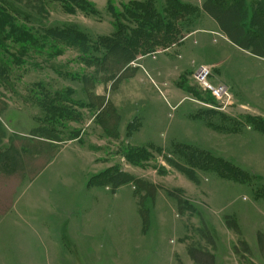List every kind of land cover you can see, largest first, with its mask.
<instances>
[{"label":"rangeland","instance_id":"obj_1","mask_svg":"<svg viewBox=\"0 0 264 264\" xmlns=\"http://www.w3.org/2000/svg\"><path fill=\"white\" fill-rule=\"evenodd\" d=\"M5 1L33 16L36 27L78 29L89 39V49L84 54L64 45L53 58L44 51L27 59L24 66L12 67L7 84L0 82V121L8 133H32L41 126L39 120L49 115L35 98L43 106L56 93L73 91L71 101L78 105L73 110L80 116L76 122L61 119L62 127L56 129L64 141L77 135L80 143L68 146L34 182L24 181L14 208L0 219V264H195L189 250L199 256L212 255L214 264H264V130L245 118L264 120V62L252 60L220 34L195 33L211 31L214 25L201 12L189 18L184 14L176 23L180 41L173 49L144 58V69L136 76L128 73L109 87L110 104L104 105L102 99L93 104L89 92L94 89L95 95H106L107 69H120L125 62L119 52L104 59L102 41L114 33L107 0H86L96 10L93 16L68 14L53 2H44L38 15L24 5ZM111 1L125 35L134 28L127 14L133 10L132 2L146 0ZM153 1L162 12L165 0ZM180 1L198 6L204 0ZM223 1L238 4L244 11L249 2L252 7L264 2ZM253 29L264 33V19H258ZM219 61H224L221 69L209 65L211 84L217 86L223 80L235 86L237 94L245 92L262 118L235 107L236 102L220 110L196 82V72L180 80L182 90L172 79L168 88L161 86L170 69L180 66L192 73L202 64ZM168 89L181 94L178 98L186 94L178 107ZM237 94L239 104L243 100ZM100 108L99 119L92 123ZM137 121L141 126L135 130ZM87 147L95 153L96 165L90 163ZM134 147H147L143 149L148 157L135 164L127 161V156L140 149ZM185 147L210 152L246 177L239 182L203 172L184 157L189 153ZM16 154L13 158L23 171L24 161L33 166L38 163ZM107 172L122 173L130 177L129 182L113 191L114 186L101 178ZM19 178L18 173H11L1 179L0 207L9 200L12 183ZM169 190L184 203L192 201L193 215L181 208ZM201 260L210 264L208 257L201 256Z\"/></svg>","mask_w":264,"mask_h":264},{"label":"trees","instance_id":"obj_2","mask_svg":"<svg viewBox=\"0 0 264 264\" xmlns=\"http://www.w3.org/2000/svg\"><path fill=\"white\" fill-rule=\"evenodd\" d=\"M11 1L14 4L24 5L26 9L38 15L42 14L41 7L44 2L59 3L64 11L71 15L76 12L84 13L86 16L96 15V10L93 8L92 4L86 0ZM132 3L131 6H133V10L131 12L128 11L127 14H129L134 28L128 29L127 33L123 35L122 30L118 26L117 11L113 8L112 1L107 0V10L113 19L112 24L115 31L112 36L104 38L102 41V45L106 50L104 59L108 60L109 57H112V54L119 52L123 55L122 60H125L124 64H129L139 57L152 55L158 51H166L180 41L177 36H180L181 30L176 26L178 18L184 14H186L185 18H189L193 13L201 12L198 7L183 3L180 0H165V6L162 12L157 10L153 0H146L144 2L134 1ZM202 11L217 21L221 30L232 43L242 50L250 51L251 54L264 58V33L253 37L244 29L242 26L240 5H229L223 0H207L202 6ZM64 45L71 48H79L85 54L89 49V39L74 27L62 30L36 27L33 25V16L23 14L17 11L12 4L5 0H0V82L2 84H4V82L7 84L6 82H8V76L10 74L9 71H11L12 67L18 68L24 66L27 59H32L34 55H41L44 51H49L48 58L57 57L61 54L60 46ZM37 88H39V86H37ZM31 94L35 95L34 92H31ZM62 94L64 96H61ZM62 94H54L50 101L47 100L48 104L45 105L44 103L43 106L41 104L42 101L35 98V102H38V105L47 112L49 117H45L44 120H39L42 122H40L42 125L32 132L33 136L60 139L61 135L56 129L57 127H62V120L76 122L77 118H80L73 110L75 108L74 106H78L71 101L73 91L69 90ZM48 95L50 96V94ZM48 95H46V98H48ZM209 97L215 102L210 95ZM68 105L72 107V110H68ZM246 120L252 124H260L261 128L264 130V122L262 120L257 118H247ZM207 125L215 130L223 131V129L217 128L213 124ZM235 130L237 131L239 128L237 127ZM77 140H79V136L77 135H71L67 138L68 142ZM30 149L33 151H42L40 147H33ZM185 149L189 150V153L187 154L188 156L184 154V157L195 162L198 168L203 172H215V174L219 175L221 178L239 182H242L240 178L246 177L244 172L222 159L215 158L209 152L198 151L196 149L191 150L190 147H185ZM16 153L14 149L0 150V183L2 178L5 179V174L10 175L11 173H18L20 175L18 180L14 179L12 183L13 188L19 185L24 172L21 165H18L16 163L17 160L13 158V154ZM147 153V150L140 148L133 151L130 156H127V161L135 164L137 160L146 159L148 157ZM176 153L179 154L181 152L178 151ZM196 153H198V156ZM145 155H147V157ZM181 155L183 156V153H181ZM167 161L170 162L169 160ZM170 163L172 164V162ZM40 166L41 163H38L37 168ZM119 177H125L127 179L119 181ZM95 178L96 177L92 178L90 182L92 185H94L93 181H95ZM101 178L103 182L107 180L109 184L113 185V191H115L120 186L127 184L130 177L122 173L110 175L109 172H107L102 174ZM194 182H196V180H194ZM170 194L174 195L173 193ZM175 197L178 198L182 209L192 211L191 208L187 206V203L183 202V199L179 196ZM11 199L10 195L9 200H5L0 207V216L4 215L9 210Z\"/></svg>","mask_w":264,"mask_h":264},{"label":"crops","instance_id":"obj_3","mask_svg":"<svg viewBox=\"0 0 264 264\" xmlns=\"http://www.w3.org/2000/svg\"><path fill=\"white\" fill-rule=\"evenodd\" d=\"M206 1L207 0L201 1V3H199L198 6L196 5V7H198L201 10V13H202V15L204 17H206V16L209 17L208 18L209 21L211 23H213L214 26L211 27V29H210L211 31H208V30L207 31L206 30H197L195 33L199 32V31H202V33L211 32L212 34H220L222 37L225 38L226 43H228L229 45H232L235 48L243 51V53H245L246 55H248L249 58H251L252 60L258 61V62H264V58L255 56V55L251 54L250 51L242 50L237 45H235L234 43L231 42V40L227 37V35L221 30V28H220L219 24L217 23V21L214 20L212 17H210L208 14H206V13H204L202 11V6H203V4ZM241 1H245V3H247V1H249V0H241ZM250 1H252V0H250ZM263 4H264V2H263ZM263 4L262 5L261 4L260 5L259 4H256L254 7H252V4L249 2V5L250 6H249L248 9H246L244 11L241 8V12H242V26L253 37H256L257 35L261 34V33H258L257 31H255L253 29V27L256 26L258 19H264V5ZM245 19H247V21H245ZM252 19H254V22H251ZM112 26H113V24H112ZM251 26H253V27H251ZM195 33H193V34H195ZM107 37H110V36H107ZM184 41H183V43H184ZM181 44H179V45H181ZM174 48H176V47H174ZM171 49H173V48H170V49H168L166 51H163L162 53H166L167 51H169ZM150 56L152 58H155L156 55L155 56L148 55V56H144V57H139L138 59H136L135 61H133V62H131L129 64H123L121 66V68L120 69H117V70H115V69L114 70L107 69V83H106L107 86H105V87H107L106 90H105L106 91V95H100V94L95 95L93 93L94 89L91 90L92 93H91V91L89 92V95L92 97L91 103L94 104V101L95 100L102 99L103 102H104V105L110 104V101L108 100V97H109V87L110 88L111 87H115L116 86V83L119 80H121L128 73L130 75L135 74L134 76H136V74H137V72L139 70L144 69L143 66L141 65L142 60H144V58L150 57ZM110 58L111 57H109L108 59H110ZM223 64H224V61H219V62L214 63V64H211V63L202 64L199 67H201V66H209V65L210 66L211 65L212 66L213 65H217L218 68L221 69L222 66H223ZM196 70L194 72H192V73H189V71L187 70V68H182L181 69L180 66L178 67V69H175V70L174 69H170V71L167 73V76L165 77V79L162 78V76L159 75L162 78V80H163L162 83H161V86L164 87V88L165 87L168 88V80H171L172 79L174 82H176L175 83L176 87L178 89H180V87H179L180 80L183 79L184 77L193 75L196 72ZM152 84L154 85L155 89H157L159 92H162L160 90L159 85H157V83H155V81H152ZM218 84H223V85L228 86L230 88V90H231V92H232V94L234 96V99H235L234 100V103L236 102L235 107L238 106L241 110L250 112L251 114H253L252 115L253 117H260V118H262L261 116L258 115V112L255 109V107L253 108V105L251 104L250 98H249V96H246V93L245 92L243 93L240 90V91H238L239 94H237L235 92V90H234V87L235 86L233 87V86L225 83V81H223V80H221V82L218 83ZM218 84H216V85H218ZM169 87H170V85H169ZM180 90H182V89H180ZM166 92L168 93V96L173 97L176 100H178V102L176 104V107H178L179 104L183 101L182 98L184 96H186V94H184L182 98H178V97H180L179 95H181V94H176L177 92H174L173 90H170V89H168V91H166ZM235 94H237V96H239L243 100V101L239 102V104H238L237 99L235 98ZM93 104H92V107H93ZM102 110L103 109L100 108V110L97 113V115L94 116V120H93L92 123L97 122L96 120L99 119V117H100L99 114L102 112ZM248 115L249 114H247V116ZM245 118L247 119V117H245ZM262 121L264 122L263 119H262ZM137 122H138V124H137V127H136L135 130H138V128L141 126L140 122L139 121H137ZM206 126H208V125L206 124ZM5 129L6 128L4 127V125L0 121V150H6V149L11 150V149H14L18 154H20V156L22 158H25V157L28 156L33 161H38V163H41V166L39 168H37V164L38 163L36 164V166H33V165H28V163L24 161V172H23V176H22V178H21V180L19 182V185L17 187L13 188V190L11 192V198L12 199H11V204L9 205V210L4 215L0 216V219L3 218V217H5L7 214H9L10 211L14 208V205L16 203L15 201H16L17 194L21 190L20 187L22 186V184H23L24 181L26 183H27V181L29 183L30 182L31 183L34 182L49 166H51L54 163V161L56 159H58V157L64 151H66V149L68 148V146L73 145L76 142L77 143H80L79 141H71V142L69 141V142H66V141L63 140V138L53 139V138H47V137L46 138L35 137V136L32 135V133H26V134H17L15 132H9L8 133V132H6ZM102 129L106 130L107 127H103ZM211 130L216 131V132H220V133L223 132L222 130H215V129H211ZM230 134H232V133H230ZM119 138H121L120 133H119ZM18 139H21V140H18ZM147 146L148 147H151L153 145L152 144H149ZM33 147H40L42 149V151H38V150L33 151L32 149H30V148H33ZM134 148H137L138 149V148H147V147H134ZM87 149H88L87 150V154L89 155L90 163L93 164V165H96L95 162H96V159L97 158L95 157L96 156L95 153H93V151L89 147H87ZM191 182L192 183H196L194 181H191ZM177 189H182V188H177ZM182 191L185 194V191L183 189H182ZM170 192L171 191L169 190L168 193L170 194ZM185 201H186L185 203H187V206L189 208H191V210H192L194 208V206L192 205V201L190 199H185ZM178 202H179V200H178ZM185 211H187V210H185ZM187 212L190 214V216L193 215L192 214L193 213L192 211H187ZM188 254L191 257L192 261L195 262V264H205L204 261L201 260V256L202 257L203 256L204 257H208L210 264H214V257L212 255H210V254H207V255L200 254L201 256H199V254L195 250H189Z\"/></svg>","mask_w":264,"mask_h":264},{"label":"built area","instance_id":"obj_4","mask_svg":"<svg viewBox=\"0 0 264 264\" xmlns=\"http://www.w3.org/2000/svg\"><path fill=\"white\" fill-rule=\"evenodd\" d=\"M212 69L209 66H201L195 74V80L200 88L211 95L215 102L220 106V110L225 111L234 105V96L228 86L213 85L210 82L212 78Z\"/></svg>","mask_w":264,"mask_h":264}]
</instances>
